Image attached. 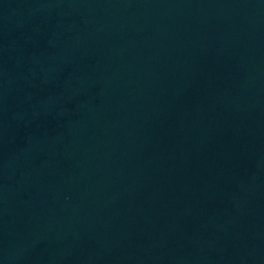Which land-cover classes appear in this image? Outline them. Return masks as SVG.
Instances as JSON below:
<instances>
[{
  "label": "water",
  "instance_id": "95a60500",
  "mask_svg": "<svg viewBox=\"0 0 264 264\" xmlns=\"http://www.w3.org/2000/svg\"><path fill=\"white\" fill-rule=\"evenodd\" d=\"M0 264H264V0H0Z\"/></svg>",
  "mask_w": 264,
  "mask_h": 264
}]
</instances>
